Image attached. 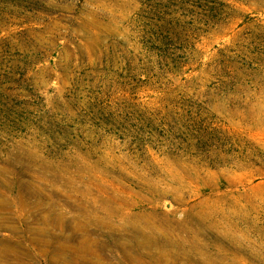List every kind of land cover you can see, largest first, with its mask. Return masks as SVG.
Returning <instances> with one entry per match:
<instances>
[{"label": "rangeland", "instance_id": "obj_1", "mask_svg": "<svg viewBox=\"0 0 264 264\" xmlns=\"http://www.w3.org/2000/svg\"><path fill=\"white\" fill-rule=\"evenodd\" d=\"M0 264H264V0H0Z\"/></svg>", "mask_w": 264, "mask_h": 264}, {"label": "bare ground", "instance_id": "obj_2", "mask_svg": "<svg viewBox=\"0 0 264 264\" xmlns=\"http://www.w3.org/2000/svg\"><path fill=\"white\" fill-rule=\"evenodd\" d=\"M5 252H3V254H4ZM3 256V255H2ZM4 257V256H3Z\"/></svg>", "mask_w": 264, "mask_h": 264}]
</instances>
